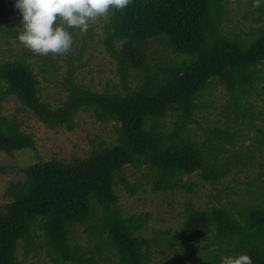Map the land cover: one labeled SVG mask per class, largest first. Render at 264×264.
<instances>
[{
	"label": "trees",
	"instance_id": "trees-1",
	"mask_svg": "<svg viewBox=\"0 0 264 264\" xmlns=\"http://www.w3.org/2000/svg\"><path fill=\"white\" fill-rule=\"evenodd\" d=\"M228 1L131 0L122 10H110L102 20L99 42L116 64L121 91L96 92L77 80L91 28L80 49L66 53L59 81L65 98L55 107L41 99L39 79L28 61L38 54L22 49L13 59H0V102L14 97L44 126L68 131L76 127L74 117L80 111L92 110L98 122H113L117 134L113 145L94 148L84 158L30 164L22 169L23 180L7 184L8 202L0 208V264H21L20 242L25 258L42 251L50 264H151L152 250L167 241L169 250L183 246L172 264H193L201 255L204 264H220L226 247L234 255L247 253L252 264H264V200L237 209L238 218L222 205L200 210L186 203L177 231L146 236L150 214L125 217L114 190L117 183L130 195L138 190L139 185L124 177L127 166L138 170L153 191L165 193L187 186L190 190L183 177L197 170L202 180L215 186L227 176L230 159L239 160L233 153L221 161L219 153L226 149L212 143H226L228 129L213 128L212 138L207 135L198 145L189 128L197 100L209 85H221L229 95L226 106L231 107L264 82V4L243 11L245 19L256 12L252 21L259 23L242 39L224 29L232 20ZM16 12L13 0H0V18ZM152 43L186 60L159 63L152 71ZM38 57L42 74L50 70L55 77L62 69ZM131 71L142 73L135 89L128 81ZM243 110L234 109V122L248 113ZM168 115L171 128L165 130L162 120ZM22 149L35 151L32 135L20 129L16 118L0 116V153L12 156ZM212 246L217 248L209 250Z\"/></svg>",
	"mask_w": 264,
	"mask_h": 264
},
{
	"label": "rangeland",
	"instance_id": "rangeland-1",
	"mask_svg": "<svg viewBox=\"0 0 264 264\" xmlns=\"http://www.w3.org/2000/svg\"><path fill=\"white\" fill-rule=\"evenodd\" d=\"M227 6L232 20L225 24V31L231 34L238 33L242 39H245L246 35L251 33L252 28L257 27L259 22L252 21V18L257 15L256 12L245 19L242 18L243 11L245 9L254 11L256 7H253L252 4L237 3L235 0H229ZM107 15L90 22L86 31L69 28L72 36L70 52L73 53H76L82 46L87 31L90 28L92 30L89 35L90 39H86L81 55V63L84 65L77 71L76 77L78 81L96 92L121 91L119 77L116 74V64L99 42L102 20ZM20 22L21 18L18 12L7 19L0 18V59H13L22 49H26L16 39L17 33L22 31ZM38 56L30 58L28 61L39 79L41 99L55 107L65 98L59 81L62 79L66 54L50 53L45 55L55 66L62 67L54 75L55 77H52L50 70L45 74L39 71L40 58ZM148 57V67L152 71L157 69L159 63L160 65L162 63L173 65L186 60L183 55L174 54L167 47L158 43L150 44ZM261 73L264 74V69L261 70ZM141 77V72H129L130 87L135 89L140 84ZM228 97V93L221 85L216 83L209 85L197 100L198 109L193 115L194 122L189 125L193 131L192 137L198 145H201L207 135L210 139L212 138V134L209 132H212L215 127L226 128L229 131L230 138L226 143L218 140H213L212 143L220 144L226 149L219 153L221 161L233 153L238 154L239 160L233 162V159H230V170L218 184L212 186L202 180L198 176L197 170L191 175L183 177V182L190 185V190L187 186L182 190L155 192L151 189L150 184L143 182L138 170L130 166L124 169L125 179L130 184L139 185V188L133 195H130L117 183L114 190L125 217L140 212L150 214L149 222L143 231L144 235L150 236L154 231L169 230L171 233L177 231L183 222V207L186 203H192L195 208L200 210L222 205L238 218L237 209L243 205L257 204L264 200L261 195L264 191V82L253 89L251 94L243 95V98L235 106H226ZM234 107L246 109L248 112L245 117H239L237 122H234ZM0 116L16 118L20 129L32 135L36 146L35 151L22 149L16 151L12 156L0 153V208L8 202L4 195L7 184L10 181L23 180L25 176L22 169L30 164L39 160L55 159L67 162L72 158H84L94 148L113 145L117 136L114 123L98 122L92 110L80 111L74 117L76 127L71 131L62 126L54 128L44 126L14 97L5 98L0 102ZM227 117L231 121L230 124L227 123ZM162 122L165 125V130L171 128L172 118L169 115ZM142 182L143 184H141ZM82 238L86 239L85 236ZM168 244L167 241L162 248L152 250L151 264H172L181 257L183 246L177 244L173 250H169ZM216 248L217 246H212L209 250ZM230 248L226 247V253L221 256L234 255L229 250ZM23 254L24 250L20 242L17 256L21 264H50L42 251H37V254L29 253L26 258ZM114 262L113 260L111 264ZM205 262V256L201 255L193 261V264H204Z\"/></svg>",
	"mask_w": 264,
	"mask_h": 264
},
{
	"label": "clouds",
	"instance_id": "clouds-1",
	"mask_svg": "<svg viewBox=\"0 0 264 264\" xmlns=\"http://www.w3.org/2000/svg\"><path fill=\"white\" fill-rule=\"evenodd\" d=\"M131 0H13L21 18L22 31L16 39L34 54H66L72 46L69 28L86 31L90 22L105 17L110 10H122ZM264 0H252L260 7ZM59 21V22H57ZM220 264H252L244 252L221 256Z\"/></svg>",
	"mask_w": 264,
	"mask_h": 264
}]
</instances>
